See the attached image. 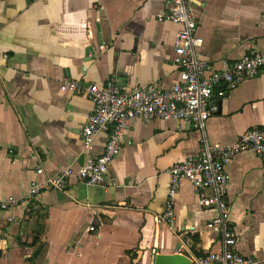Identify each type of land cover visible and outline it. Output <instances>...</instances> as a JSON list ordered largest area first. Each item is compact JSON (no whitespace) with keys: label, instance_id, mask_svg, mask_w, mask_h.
Returning <instances> with one entry per match:
<instances>
[{"label":"crops","instance_id":"1","mask_svg":"<svg viewBox=\"0 0 264 264\" xmlns=\"http://www.w3.org/2000/svg\"><path fill=\"white\" fill-rule=\"evenodd\" d=\"M195 7L205 40L200 57L215 69L264 51V0H195ZM168 9L169 0L0 1V200L25 193L41 166L54 174L86 163L90 84L118 79L127 89H168L179 82L180 27L158 18ZM71 79L80 90L63 91ZM216 102L204 133L211 143L231 145L264 126V70ZM202 137L182 120L138 121L103 184L74 181L66 191L0 209V264H155L158 253L220 250L221 233L208 227L218 211L200 206L189 181L173 224L160 219L169 169L198 153ZM107 139L99 133L92 154L100 155ZM227 169L238 248L264 264V159L241 153Z\"/></svg>","mask_w":264,"mask_h":264},{"label":"built area","instance_id":"2","mask_svg":"<svg viewBox=\"0 0 264 264\" xmlns=\"http://www.w3.org/2000/svg\"><path fill=\"white\" fill-rule=\"evenodd\" d=\"M158 18L180 27L174 43V63L180 71L179 82L168 89L158 86L127 89L118 79H111L102 86L90 84L86 90L94 108L82 131L88 155L86 163L54 174H48L44 167H39L36 171L38 177L31 181L27 191L19 197L9 196L0 200V209L31 203L46 191H66L74 181L101 185L120 154L123 136L130 127L138 121L182 120L201 131L203 143L198 153L188 155L169 169L168 200L160 219L173 224L177 197L182 182L187 180L196 189L200 206L218 211L208 227L216 229L222 237L220 250L193 255L191 264H258L257 259L243 254L238 248L239 234L231 220L228 196L231 179L227 166L245 152L264 159V126L249 128L231 145L211 143L204 133L209 119L219 109L216 98L227 96L229 90L241 81L264 70V51L252 50L225 69L218 70L200 57L205 40L199 34L195 0H169L168 11ZM80 88L75 79L61 85L63 91H78ZM101 132L108 133L107 143L100 155H94V140ZM91 229L95 228L92 226Z\"/></svg>","mask_w":264,"mask_h":264},{"label":"water","instance_id":"3","mask_svg":"<svg viewBox=\"0 0 264 264\" xmlns=\"http://www.w3.org/2000/svg\"><path fill=\"white\" fill-rule=\"evenodd\" d=\"M181 244L177 245L179 250ZM155 264H191V257L188 255L176 252V253H158L155 257Z\"/></svg>","mask_w":264,"mask_h":264}]
</instances>
